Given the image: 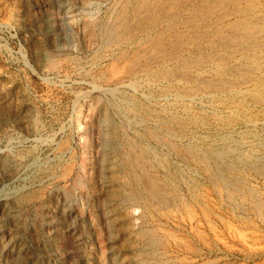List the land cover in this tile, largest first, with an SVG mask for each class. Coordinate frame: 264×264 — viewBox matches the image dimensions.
Returning <instances> with one entry per match:
<instances>
[{
    "label": "rangeland",
    "instance_id": "374dc122",
    "mask_svg": "<svg viewBox=\"0 0 264 264\" xmlns=\"http://www.w3.org/2000/svg\"><path fill=\"white\" fill-rule=\"evenodd\" d=\"M0 264H264V0H0Z\"/></svg>",
    "mask_w": 264,
    "mask_h": 264
},
{
    "label": "bare ground",
    "instance_id": "6f19581e",
    "mask_svg": "<svg viewBox=\"0 0 264 264\" xmlns=\"http://www.w3.org/2000/svg\"><path fill=\"white\" fill-rule=\"evenodd\" d=\"M163 50V49H162ZM212 163V162H211ZM243 163V162H242ZM168 165V164H167ZM256 165V164H255ZM149 179V178H148ZM154 184V183H153ZM140 190V189H139ZM157 191V190H156ZM155 193V192H154ZM163 195V194H162ZM153 197V196H152Z\"/></svg>",
    "mask_w": 264,
    "mask_h": 264
}]
</instances>
